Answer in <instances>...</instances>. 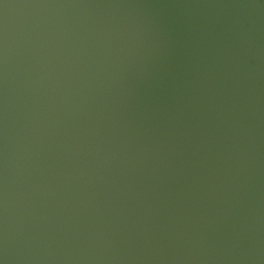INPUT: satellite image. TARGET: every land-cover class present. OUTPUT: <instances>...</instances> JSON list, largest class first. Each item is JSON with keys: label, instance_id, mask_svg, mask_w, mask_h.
<instances>
[{"label": "water", "instance_id": "water-1", "mask_svg": "<svg viewBox=\"0 0 264 264\" xmlns=\"http://www.w3.org/2000/svg\"><path fill=\"white\" fill-rule=\"evenodd\" d=\"M0 264H264V0H0Z\"/></svg>", "mask_w": 264, "mask_h": 264}]
</instances>
